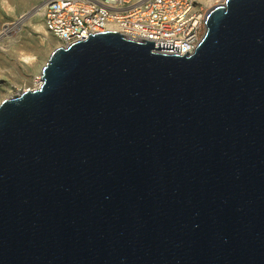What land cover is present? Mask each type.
<instances>
[{
	"label": "water",
	"instance_id": "95a60500",
	"mask_svg": "<svg viewBox=\"0 0 264 264\" xmlns=\"http://www.w3.org/2000/svg\"><path fill=\"white\" fill-rule=\"evenodd\" d=\"M157 47L89 34L0 103V264H264V0Z\"/></svg>",
	"mask_w": 264,
	"mask_h": 264
},
{
	"label": "built area",
	"instance_id": "2783aa9c",
	"mask_svg": "<svg viewBox=\"0 0 264 264\" xmlns=\"http://www.w3.org/2000/svg\"><path fill=\"white\" fill-rule=\"evenodd\" d=\"M41 9L44 29L60 47L85 41L89 34L115 31L135 42H153L154 48L179 47L178 52L155 50L168 55L194 52L204 36L208 12L197 0H43ZM17 28L16 22L4 24L1 40ZM37 82L41 84V77L34 86ZM32 89H17L12 97Z\"/></svg>",
	"mask_w": 264,
	"mask_h": 264
},
{
	"label": "rangeland",
	"instance_id": "374dc122",
	"mask_svg": "<svg viewBox=\"0 0 264 264\" xmlns=\"http://www.w3.org/2000/svg\"><path fill=\"white\" fill-rule=\"evenodd\" d=\"M197 1L207 14L221 5L217 0ZM42 3L43 0H0V30L4 24L15 23L23 15H29L16 33L0 40V103L11 98L17 89H32L48 57L60 47L51 34L37 31L30 24V21L41 23L44 29ZM23 56L33 59L27 62Z\"/></svg>",
	"mask_w": 264,
	"mask_h": 264
},
{
	"label": "bare ground",
	"instance_id": "6f19581e",
	"mask_svg": "<svg viewBox=\"0 0 264 264\" xmlns=\"http://www.w3.org/2000/svg\"><path fill=\"white\" fill-rule=\"evenodd\" d=\"M29 19V15H23L21 18H20V20H18L17 22H16V25H17V27H20L24 22H26L27 20ZM30 24L32 25V27H35L36 29H37V31L38 30H40V31H42V32H44V33H46L45 32V30L43 29V27H42V25H41V23H34V22H31L30 21ZM46 35H44V37H45ZM0 40H1V37H0ZM23 59L25 60V61H27V62H31V59H33L32 57H30V56H23ZM38 84L37 85H35L34 87L35 88H38L40 85V82H37ZM39 85V86H38Z\"/></svg>",
	"mask_w": 264,
	"mask_h": 264
}]
</instances>
